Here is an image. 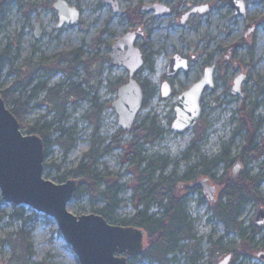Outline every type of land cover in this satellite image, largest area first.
I'll return each instance as SVG.
<instances>
[{
  "label": "rangeland",
  "instance_id": "1",
  "mask_svg": "<svg viewBox=\"0 0 264 264\" xmlns=\"http://www.w3.org/2000/svg\"><path fill=\"white\" fill-rule=\"evenodd\" d=\"M54 1L0 0V49L6 48L10 56L0 72V91L12 89L13 98L20 96L25 102V113L17 118L23 133L27 127L43 123L50 126L51 140L58 136V128L65 131L63 139L72 138L68 152L59 144L48 147L43 158L44 179L57 183L58 177L64 176L65 180L74 178L78 185L83 177L75 172L76 167L81 160L87 162L90 150L97 155L95 171L104 181L91 193L72 198L67 210L78 216L94 213L103 206L98 191L105 183L116 181L121 187L119 205L111 222L133 215L137 211L134 188L140 182L139 172L145 170L146 161L159 156L165 162L155 176L160 174L174 183L173 193L182 199L193 233L192 239L181 243V250L171 253L166 264H217L233 249L239 253L235 260L230 258L229 264H264V222L259 217L256 223L255 218L259 207L264 212V0H242L244 16L235 14L226 0H118L120 9L116 14L104 0H67L80 10V16L75 25L60 28L56 27ZM152 3L164 4L171 13L159 17L141 9L143 4ZM204 4L209 6L207 11L195 13L181 24L183 13ZM37 23L42 33L38 39L33 34ZM129 32L136 33L135 46L144 61L134 79L144 85L146 96L133 127L124 130L118 125L111 102L120 85L128 81L129 73L122 64L112 63L110 55L115 40ZM76 49L80 63L66 75L69 52ZM173 54L189 59V71L168 77L166 67ZM44 59L45 68L34 73L29 86H13L33 63ZM210 65L216 69L215 85L201 97L202 116L186 132L175 133L171 123L177 96ZM238 74L247 79L241 85V94L233 96L230 88ZM69 79L78 84L84 98L64 95ZM166 80L174 94L163 99L160 87ZM36 82L45 90H36L33 97L27 98ZM50 90L58 91L56 98ZM7 99L6 107H13L14 99ZM93 102L97 106L96 120L91 117ZM244 105L245 110L253 106L256 128L242 119L240 108ZM248 140L257 156L245 152L242 160L236 159L227 170L231 176L238 163L234 178L243 170L251 176L263 175L259 188L262 202H247L236 219L245 235L250 233V226L259 228L244 251L245 241L237 229L226 227L213 215L211 208L219 200V182L199 177L198 172L204 162L221 152L239 155ZM139 160L142 163L136 167ZM223 171L221 164L212 172L216 180ZM200 180L213 189L206 193L202 186L195 185ZM12 206L4 204L1 209L4 216L0 219V239L7 243L0 246V262L23 264L24 258L25 264H78L53 218L25 205L15 206L20 207L22 216H10ZM149 212L158 217L163 211L152 204ZM144 244L145 248L147 236ZM134 264L157 263L141 260Z\"/></svg>",
  "mask_w": 264,
  "mask_h": 264
},
{
  "label": "water",
  "instance_id": "2",
  "mask_svg": "<svg viewBox=\"0 0 264 264\" xmlns=\"http://www.w3.org/2000/svg\"><path fill=\"white\" fill-rule=\"evenodd\" d=\"M226 2L234 9L235 14H246L242 0ZM104 3L109 4L115 14L120 9L118 0H104ZM53 7L57 11L58 28L64 24L75 25L78 22L80 10L71 6L67 0H56ZM141 9L147 13L152 11L159 17L170 13V9L161 3L143 4ZM207 10V4L195 6L182 14L180 22H185L192 13L202 14ZM33 34L35 38L41 36L39 23L35 26ZM134 38L135 32L118 37L111 46L110 55L112 63L118 66L122 64L129 73L128 81L120 85L116 99L111 102L118 116V125L124 130L133 127L137 114L143 108L144 99L143 89L134 79L136 71L143 65L141 52L134 46ZM125 47L126 54H123ZM168 60L167 76H173L188 68L187 59L179 54H173ZM213 73L214 67L207 66L202 77L177 96L173 108L175 118L171 123L175 133L186 132L201 117L200 99L205 90L214 88ZM245 79L243 74L234 78L230 88L233 96L241 93L240 86ZM160 93L163 99L173 94L167 81L161 84ZM43 158V141L37 134H25L20 131L19 122L6 107L0 91V197L3 203L30 206L36 212L53 218L61 236L78 259V264H128V258L139 255L145 246L144 230L130 225L111 224L97 213L79 216L71 214L67 210V203L73 197L76 180L71 178L54 183L44 179ZM239 167L236 163L232 168L233 178ZM195 185L202 186L206 193L213 189L208 187L204 180ZM259 217H262L264 222L261 207L255 216L256 223H259ZM230 258L231 254H226L217 264H229Z\"/></svg>",
  "mask_w": 264,
  "mask_h": 264
},
{
  "label": "trees",
  "instance_id": "3",
  "mask_svg": "<svg viewBox=\"0 0 264 264\" xmlns=\"http://www.w3.org/2000/svg\"><path fill=\"white\" fill-rule=\"evenodd\" d=\"M78 50H72L69 52L70 58L66 61L68 66L65 68L66 75L70 72H74L76 67L79 65L80 54L77 52ZM10 56H8V51L6 48L0 49V72L4 68V65L8 62ZM47 60H39L33 63L30 68H28L25 72V76L22 80H19L13 83V86L20 85V88H24L29 86L34 80V73L39 69H44V63ZM83 63H86L83 61ZM19 71V70H16ZM70 77V76H68ZM66 91H64V95L73 94L77 98H84L85 94L82 90L78 89V84L75 85L74 82L67 80L66 82ZM144 86L143 84L141 85ZM16 87V86H15ZM18 88V87H17ZM144 88V87H143ZM45 90L43 84L36 82L30 89V94L27 98H31L36 93V90ZM23 90V89H22ZM50 94L53 98H56V92H51ZM144 98L146 93L144 92ZM14 90L12 93V89H5L1 91L2 100L6 102L7 98L11 97L14 99L13 107H7L11 113L17 118L24 112L25 113V102L23 103L20 99V96L17 98H13ZM93 106L95 109L92 111L91 117L96 120V103L93 102ZM243 111L244 120L251 122L256 128V122L252 121L253 117L251 114V110H245V105L240 108ZM87 117H90V116ZM244 120L242 121L243 124ZM252 127V126H251ZM49 124H39L29 126L25 129V134H37L41 140L43 141V152L46 155V150L52 144H59L65 152H68L69 148L72 146L73 140L69 136V138L63 139V135L65 131L61 128L59 129V134L53 140L50 139L51 133L49 130ZM253 128V130H254ZM57 129V130H58ZM142 129V127H140ZM143 132V131H142ZM250 138V137H249ZM248 145L242 148L241 152L237 156H230L228 152H221L220 156L212 157L206 162L202 164V168L198 172V176L208 177L213 179L214 181H218L220 185V191L218 198L219 200L212 206L213 215L220 219L226 227L229 225L233 226V229H237L240 234L241 240L245 244L242 248L244 251L249 249L251 246L252 237L257 233L259 228L250 226V233L245 235L246 232L241 229L240 223L236 225V219L244 208V205L249 202H262V197L259 193L260 184L263 180L262 174H255L251 176L245 170L241 171L236 178L233 179L230 174H228V169L231 168L232 163L236 161V159L242 160V158L246 155L245 152L250 153L253 156H257V153L254 152V147L251 145L252 143L248 140ZM249 150V151H248ZM97 157L94 154V150H90L86 154V161L81 160V163L76 167V171L79 174H82V179L79 181L76 186L73 197L72 198H81L82 195L86 193H91L90 191L95 190L96 185L102 184L103 177L100 176L95 171V163L94 160ZM84 159V160H85ZM165 160L162 157H156L154 160H148L145 163V167L139 172L138 177H140L139 184L134 188L135 195L137 198V211L133 215L126 217V219H120L116 222H111V216L114 214L115 209H117L119 202L117 200V196L120 192V186L115 181L114 183H105L102 187V191H98L100 197L102 196L103 206L98 210H95L94 213L100 214L104 219L111 224H118L122 226H133L139 227L144 230L147 236V245L146 247L139 253L137 256H133L129 258L128 264H134L141 260L154 261L157 264H166L169 261V256L171 253L181 250L180 246L183 241H188L192 239L193 233L191 231V224L189 218L184 210L182 199L177 198L173 193V182L169 181V179L164 178L162 175L155 176L156 170L163 169ZM142 160H139L136 163V167H140ZM223 165L224 171L219 175V179L216 180L214 174L212 173L216 168L220 165ZM44 166V165H43ZM65 181L64 176L58 177V182ZM85 184V185H84ZM198 188V187H194ZM98 190V189H97ZM152 204L159 205L162 209L161 215L158 217L149 212V207ZM2 206L4 203L0 197V219L4 216L2 212ZM139 206V207H138ZM13 207V211L9 214L10 216H22L19 212L20 207ZM245 235V236H244ZM6 240L0 239V246L6 244ZM238 251L235 249L228 252V254H232V258L236 259L238 255ZM21 263L25 264L24 258Z\"/></svg>",
  "mask_w": 264,
  "mask_h": 264
},
{
  "label": "flooded vegetation",
  "instance_id": "4",
  "mask_svg": "<svg viewBox=\"0 0 264 264\" xmlns=\"http://www.w3.org/2000/svg\"><path fill=\"white\" fill-rule=\"evenodd\" d=\"M54 2H55V1H54ZM53 4H54V3H53ZM108 5H109V4H108ZM198 6H199V5H198ZM193 7H195V6H192V8H193ZM53 8H54V7H53ZM168 8H169V7H168ZM192 8H190V10H191ZM169 9H170V8H169ZM208 9H209V6H208ZM55 11H56V10H55ZM143 11H144V10H143ZM187 11H189V10H187ZM187 11H186V12H187ZM151 12H152V11H151ZM170 13H171V9H170ZM170 13H169V14H170ZM196 13H197V12H196ZM169 14H168V15H169ZM183 14H184V13H183ZM193 14H195V13H192L191 15H189L188 18H190ZM153 15H154V14H153ZM57 23H58V22H57ZM183 23H184V22H183ZM37 24H38V23H37ZM37 24H36V25H37ZM39 24H40V23H39ZM36 25H35V26H36ZM35 26H34V28H35ZM40 26H41V24H40ZM63 26H64V25H63ZM56 27H57V24H56ZM61 27H62V26H61ZM57 28H58V27H57ZM59 28H60V27H59ZM40 31H41V28H40ZM33 32H34V29H33ZM41 36H42V33H41ZM41 36H40V37H41ZM34 37H35V34H34ZM40 37H39V38H40ZM135 38H136V33H135ZM135 38H134V40H135ZM36 39H38V38H36ZM135 41H136V40H135ZM135 41H134V46H135ZM135 47H136V46H135ZM136 48H137V47H136ZM137 49H138V48H137ZM138 50H139V49H138ZM140 52H141V51H140ZM180 56H181V55H180ZM141 57H142V53H141ZM181 57H183V56H181ZM183 58L187 59L185 56H184ZM127 59H128V58H127ZM168 59H169V58H168ZM142 61H143V57H142ZM168 61H169V60H168ZM143 64H144V61H143ZM187 66H188L187 70L179 71V72H187V71H189V70H188V69H189V66H190V61H189V59H187ZM210 66H213V67H214V72H215V70H216V69H215V66H214V65H210ZM44 67H45V66H44ZM206 67H207V66H206ZM39 70H43V69H39ZM138 70H139V69H138ZM204 70H205V68H204ZM204 70H203V73H204ZM179 72H177V73H179ZM203 73H202V75H203ZM175 74H176V73H175ZM243 75H244V74H243ZM173 76H174V75H173ZM244 76H245V75H244ZM168 77H172V76H168ZM201 77H202V76H201ZM201 77H200V78H201ZM245 78H246V76H245ZM198 79H199V78H198ZM198 79H197V80H198ZM213 79H214V73H213ZM246 79H247V78H246ZM246 79H245V80H246ZM197 80H196V81H197ZM245 80H244V81H245ZM166 81H167V80H166ZM244 81H243V82H244ZM167 82H168V81H167ZM168 83H170V82H168ZM139 84H140V83H139ZM169 85H170V84H169ZM214 85H215V79H214ZM241 85H242V84H241ZM140 86H141V84H140ZM141 88L143 89L142 86H141ZM170 88H171V90H172V87H171V86H170ZM240 88H241V86H240ZM143 90H144V89H143ZM241 91H242V90H241ZM172 92H173V90H172ZM205 92H206V90H205ZM205 92H204V93H205ZM204 93H203V94H204ZM173 94H174V92H173ZM173 94H172V95H173ZM240 94H241V93H240ZM240 94H239V95H240ZM172 95H171V96H172ZM200 102H201V99H200ZM201 107H202V109H203L202 102H201ZM252 109H253V106H252V108H250V110H252ZM202 114H203V112H202ZM201 116H202V115H201ZM252 117H253V113H252ZM198 119H199V118H198ZM198 119H197V120H198ZM253 120H254V117H253ZM196 122H197V121H196Z\"/></svg>",
  "mask_w": 264,
  "mask_h": 264
}]
</instances>
